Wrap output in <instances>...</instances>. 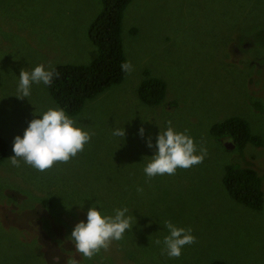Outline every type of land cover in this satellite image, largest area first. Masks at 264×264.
Segmentation results:
<instances>
[{"label":"rangeland","instance_id":"rangeland-1","mask_svg":"<svg viewBox=\"0 0 264 264\" xmlns=\"http://www.w3.org/2000/svg\"><path fill=\"white\" fill-rule=\"evenodd\" d=\"M100 8V0H0V137L7 147L0 162V264H66L70 257L80 264H264V149H225L209 134L212 124L236 116L264 140V0H130L119 38L131 73L70 117L90 142L44 172L9 162L14 138L39 118L34 113L57 108L40 83L29 97H16L21 69L87 64L95 55L87 28ZM247 38L253 45L241 55ZM144 70L165 83L156 106L137 99ZM169 120L207 155L149 180L144 157L156 149L147 140L155 146ZM117 127L123 139L112 135ZM230 163L249 165L261 178L259 209L226 193L221 177ZM97 201L102 215L127 207L133 226L88 259L68 237ZM169 219L196 237L179 258L162 255L163 243H155L169 234Z\"/></svg>","mask_w":264,"mask_h":264},{"label":"clouds","instance_id":"clouds-1","mask_svg":"<svg viewBox=\"0 0 264 264\" xmlns=\"http://www.w3.org/2000/svg\"><path fill=\"white\" fill-rule=\"evenodd\" d=\"M124 73H131L132 64L124 61L120 65ZM54 75H59L55 69L46 70L44 65L36 66L31 72L21 69L16 97L23 99L31 94V85L43 82L50 85ZM39 118L32 119L25 129L23 137L17 135L14 138L13 152L9 162L19 168L20 161L44 172L56 163H67L90 142L91 134L76 126V121L70 118L62 108H48L43 113H34ZM144 128L139 129L141 137L144 136ZM114 137L124 138L126 133L123 128H114ZM147 147H155V154L144 157L148 162L143 171L149 180L157 175H175L177 168L189 169L201 164L207 155V148L199 147L188 134V130L177 132L172 127V121H167L165 130H160L156 138L155 146L151 137L147 140ZM198 153V154H197ZM137 192L142 193L143 188L137 187ZM95 202L87 211V221L78 222L68 237L74 244L75 252L83 257L91 259L101 249L107 250L113 240L120 241L124 238L126 230L132 228V217L126 216L128 208H117L114 215H102ZM164 227L168 235L163 241L156 240L157 245L163 243L161 254L170 258H179L182 249L187 245L196 243V237L192 234V228L178 227L170 219L165 220ZM66 264H80L75 257L67 259Z\"/></svg>","mask_w":264,"mask_h":264},{"label":"trees","instance_id":"trees-1","mask_svg":"<svg viewBox=\"0 0 264 264\" xmlns=\"http://www.w3.org/2000/svg\"><path fill=\"white\" fill-rule=\"evenodd\" d=\"M130 0H100V11L87 28V37L95 48L94 57L85 65H56L50 85L41 82V87L53 104L62 108L71 117L77 114L86 100H90L111 85L122 81L126 73L121 70L124 56L120 45V19ZM165 83L144 70L136 88L139 102L156 106L163 101ZM209 134L218 144L229 142L233 150L243 151L250 144L264 149V140L249 132L247 123L236 117H227L212 124ZM7 155V147L0 137V162ZM261 178L249 165L227 164L221 183L228 196L250 209H259L262 202ZM46 206V205H45ZM211 264H226L215 260Z\"/></svg>","mask_w":264,"mask_h":264},{"label":"flooded vegetation","instance_id":"flooded-vegetation-1","mask_svg":"<svg viewBox=\"0 0 264 264\" xmlns=\"http://www.w3.org/2000/svg\"><path fill=\"white\" fill-rule=\"evenodd\" d=\"M245 43H246V45H245V47L248 45V47L245 49V48H242L241 49V53L238 51H235V52H237L236 54H238V53H240L241 55H243L245 52H246V50L250 47V45L252 46L253 45V41L250 39V38H247L245 41H244ZM233 53V52H232ZM235 54V53H234ZM235 54V55H236ZM223 141H222V144L221 145H223ZM55 259V258H54Z\"/></svg>","mask_w":264,"mask_h":264},{"label":"water","instance_id":"water-1","mask_svg":"<svg viewBox=\"0 0 264 264\" xmlns=\"http://www.w3.org/2000/svg\"><path fill=\"white\" fill-rule=\"evenodd\" d=\"M223 146L225 149H232L233 148V146L229 142H224Z\"/></svg>","mask_w":264,"mask_h":264}]
</instances>
